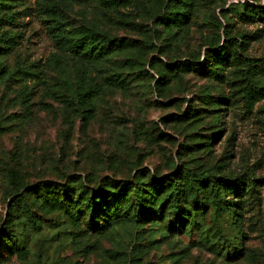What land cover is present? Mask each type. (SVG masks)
Wrapping results in <instances>:
<instances>
[{
  "label": "rangeland",
  "instance_id": "rangeland-1",
  "mask_svg": "<svg viewBox=\"0 0 264 264\" xmlns=\"http://www.w3.org/2000/svg\"><path fill=\"white\" fill-rule=\"evenodd\" d=\"M46 1L0 7V264H264V0H188L184 38L171 37L177 29L156 20L154 0H139L138 6L127 1L120 13L55 0L72 27L95 22L109 36L138 43L92 62L91 78L103 81L128 57H140L153 75L122 69L132 87H106L90 121L73 91L75 68L83 61L53 36L52 19L59 13ZM121 14L134 29L119 23ZM227 39L238 43L230 59L211 61L207 50ZM239 57L252 59V66ZM150 61L164 74L151 69ZM180 61L206 68L176 79L170 65ZM210 67H217L220 78L208 75ZM246 86L254 94L251 105ZM190 108L200 112L199 119ZM186 167L195 178L239 181V193L223 194L235 203L239 229L203 188L197 201L180 202L192 210L187 219L165 209L128 223L100 218L96 226L89 214L76 219L69 211L45 210L35 195L45 182L66 184L80 176L93 189L108 179L144 185ZM11 170L31 192L27 203L41 222L38 230L21 224L26 257L5 232L19 178ZM109 194L103 211L117 200ZM61 195L63 204L70 201Z\"/></svg>",
  "mask_w": 264,
  "mask_h": 264
},
{
  "label": "trees",
  "instance_id": "trees-1",
  "mask_svg": "<svg viewBox=\"0 0 264 264\" xmlns=\"http://www.w3.org/2000/svg\"><path fill=\"white\" fill-rule=\"evenodd\" d=\"M16 0H0V7L9 8ZM89 4H99L101 7H108L112 11L119 12V8L130 0H80ZM135 4L141 5L139 0H133ZM48 9L58 12V16L53 17L52 21L55 23L51 27L53 36L59 41L60 45L67 48L74 58L77 59L81 66L76 67V77L74 80V95L76 98L77 108L86 114L87 121L95 117L96 100L106 87L114 86L122 89H130L132 87V79L122 72V69L138 70L143 77L153 75L145 68L146 62L140 57H128L124 61L118 63L117 67L109 76L103 81L91 78L88 74V65L92 62L102 63L107 61L108 57L117 52H124L138 48V43L134 40H127L122 37L109 36L105 31L100 29L95 22H82L81 26L74 28L69 23L68 17H65L60 12L59 5L55 0H47ZM188 0H154L153 12L156 20L164 25L169 30L177 29V32L171 37L184 38L189 34V16L191 11L188 9ZM252 12L251 10H248ZM57 14V13H56ZM121 14L118 21L121 25L131 27L134 29V24L129 22L124 15ZM11 19H14L11 17ZM158 35V33H157ZM245 38V37H243ZM9 39V38H7ZM220 42L217 43V46ZM245 44L247 41L244 42ZM215 46V45H212ZM238 46L231 39L226 40V44L222 47L207 53L211 61L214 59L221 61H228L234 49ZM4 52H0V55ZM237 58V57H236ZM239 60L248 66H252L253 60L239 57ZM58 61V60H56ZM218 62V63H219ZM1 65V62H0ZM150 68L156 70L157 73H163L153 61L149 63ZM198 65V66H197ZM217 65V64H216ZM2 65L0 66V68ZM172 68L173 77L180 79L182 73L188 72L191 69H203L206 66L203 64L190 63L188 61H180ZM207 70L209 76L218 79L220 74L217 67H210ZM63 83L67 84L66 79ZM244 98L248 105L252 104L254 94L250 86L244 88ZM191 115L199 119L200 112L196 108H190ZM216 138V136H214ZM186 147V146H185ZM10 176H19L17 171L11 170ZM17 183V185H16ZM20 176L15 182V196L9 204V217L6 221L8 233V241L14 243L18 251H23L24 257L27 256L25 252L21 237L23 236V224L28 225L34 229H41V222L39 216L28 205L27 198L31 192L22 184ZM203 188L211 195V199L218 208H223L228 211L233 224L240 228V214L235 210V203L233 200H225L223 194L239 193L241 187L239 181L231 178H221L219 181L210 179L195 178L190 173V168L186 167L179 175L174 177H162L151 180L149 184H142L140 181L129 183L123 180H103L99 189L90 186L85 187L80 176L74 177L69 183L55 184L45 182L36 190V199L44 207L45 210L51 212L55 209L65 210L71 212L76 219L81 215L89 214L90 223L94 226L100 222V218H105L108 223H128L139 221L141 218H149L157 212L171 210L172 214L179 216L184 215L187 219L190 217L192 210L183 209L180 207V202L184 199L198 200L197 191ZM113 192L116 196V201L103 211L104 205L110 201ZM61 194H64L62 196ZM68 196L70 201L66 204L60 197ZM104 204V205H103ZM105 212V214H102Z\"/></svg>",
  "mask_w": 264,
  "mask_h": 264
}]
</instances>
